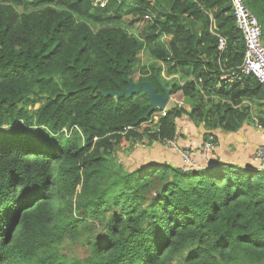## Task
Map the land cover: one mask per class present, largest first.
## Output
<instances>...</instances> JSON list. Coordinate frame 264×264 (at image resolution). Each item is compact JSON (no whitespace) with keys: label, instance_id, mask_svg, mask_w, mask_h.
I'll list each match as a JSON object with an SVG mask.
<instances>
[{"label":"trees","instance_id":"16d2710c","mask_svg":"<svg viewBox=\"0 0 264 264\" xmlns=\"http://www.w3.org/2000/svg\"><path fill=\"white\" fill-rule=\"evenodd\" d=\"M244 1L264 30V0ZM245 50L227 0H0V264H264V171L111 163L122 142L166 146L183 115L264 127ZM129 82L181 92L191 112L154 122L142 92L104 96ZM91 223L90 256L63 255Z\"/></svg>","mask_w":264,"mask_h":264},{"label":"crops","instance_id":"0c3cea01","mask_svg":"<svg viewBox=\"0 0 264 264\" xmlns=\"http://www.w3.org/2000/svg\"><path fill=\"white\" fill-rule=\"evenodd\" d=\"M168 73V69L163 73L162 77H164L165 81L171 80L167 76ZM211 105V103L202 105V108L209 109ZM175 107H183L187 112H191L192 108L191 102H185L181 92L171 95V100L165 109V113ZM159 117L156 114L154 122H157ZM254 117L253 121H247L238 131L229 132L225 131L220 125L207 127L205 122L194 123L189 116L183 115L176 120L177 134L175 141L178 148L190 153L194 161H199L201 165L199 168H201L208 163L207 157L201 149L202 144L205 142L204 136L207 133H212L216 139L217 146L209 156L211 161H220L223 164H228L238 169L255 167L264 171V165H260L255 160L257 151L264 149V127L260 126ZM218 120L217 116H213L210 113V122L217 124ZM150 162L167 163L181 169H187L186 164L182 163L180 155L160 144H153L149 149H139L137 146L131 151V170Z\"/></svg>","mask_w":264,"mask_h":264},{"label":"built area","instance_id":"2783aa9c","mask_svg":"<svg viewBox=\"0 0 264 264\" xmlns=\"http://www.w3.org/2000/svg\"><path fill=\"white\" fill-rule=\"evenodd\" d=\"M233 7V12L236 20V26L240 30L245 43V56L242 67L240 68L241 74L244 76H254L263 88V103H264V42L262 40L263 30L262 27L245 4L244 0H227ZM106 2H101L100 6L104 7ZM219 38V51H224L226 47V40L223 37ZM160 116H165V110L158 113ZM157 119V117H156ZM166 146L180 155L186 164L187 170L198 169L195 167V163L190 153L178 148L175 140L169 141ZM217 146L216 139L213 135H210L208 139L202 144L201 149L203 154L207 157L208 165H211L209 158L210 154L215 150ZM255 160L264 165V149H259L256 153Z\"/></svg>","mask_w":264,"mask_h":264},{"label":"rangeland","instance_id":"374dc122","mask_svg":"<svg viewBox=\"0 0 264 264\" xmlns=\"http://www.w3.org/2000/svg\"><path fill=\"white\" fill-rule=\"evenodd\" d=\"M125 22H126V24H128L130 22V19H126ZM144 23L141 22L139 24H136L135 28H132L131 30H129V32L136 35V36H140V33L143 29ZM262 40L264 42V30H263V34H262ZM151 61H152V58L149 55H147V54L142 55V57H141L142 64L148 65ZM170 105H172V104H170ZM144 127H146V126H144ZM138 148L139 149H146V148L149 149V147H144V146H138ZM180 158L182 159L181 156H180ZM193 162L196 165L193 168H199V166H201L199 161L193 160ZM111 163H112L113 167L117 170H125V171L131 170V148H129L128 142H122L121 143L117 152L114 154L113 157H111ZM182 163L184 164L183 159H182ZM89 228L91 229L89 231L83 229V236H82L81 240H79L77 242H72L70 239H67L62 245L61 253L63 255H65L66 257L71 258V259H79V260L87 259L91 254V249L88 246L90 239L93 240L94 235L98 234L102 231V226L100 224H92L91 223ZM176 264H178V263H176Z\"/></svg>","mask_w":264,"mask_h":264},{"label":"water","instance_id":"95a60500","mask_svg":"<svg viewBox=\"0 0 264 264\" xmlns=\"http://www.w3.org/2000/svg\"><path fill=\"white\" fill-rule=\"evenodd\" d=\"M140 92H142L147 96V100L149 102V105L151 106V112L164 111L171 100L170 88H165V94L161 95L157 93L156 88L150 82H142L139 84H134L132 82H129L128 88L122 90L120 93L110 92V93H105L104 96L106 97L111 96L116 101H118L120 98L123 97L130 98L133 95L138 94ZM214 162L215 161H211V163Z\"/></svg>","mask_w":264,"mask_h":264}]
</instances>
